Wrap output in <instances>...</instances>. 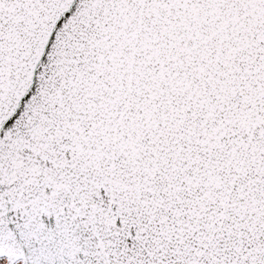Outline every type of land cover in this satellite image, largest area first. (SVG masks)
<instances>
[{
  "label": "snow or ice",
  "instance_id": "6c2138e0",
  "mask_svg": "<svg viewBox=\"0 0 264 264\" xmlns=\"http://www.w3.org/2000/svg\"><path fill=\"white\" fill-rule=\"evenodd\" d=\"M0 264H264V0H0Z\"/></svg>",
  "mask_w": 264,
  "mask_h": 264
}]
</instances>
